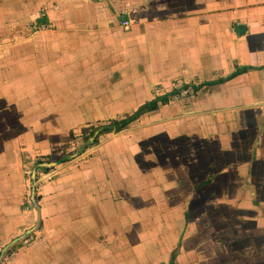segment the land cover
<instances>
[{
  "label": "crops",
  "instance_id": "crops-1",
  "mask_svg": "<svg viewBox=\"0 0 264 264\" xmlns=\"http://www.w3.org/2000/svg\"><path fill=\"white\" fill-rule=\"evenodd\" d=\"M42 17L0 78L1 264H264V226L233 227L264 221V0H0V34Z\"/></svg>",
  "mask_w": 264,
  "mask_h": 264
},
{
  "label": "rangeland",
  "instance_id": "rangeland-1",
  "mask_svg": "<svg viewBox=\"0 0 264 264\" xmlns=\"http://www.w3.org/2000/svg\"><path fill=\"white\" fill-rule=\"evenodd\" d=\"M42 19H43V17H42ZM39 20H41V18H39ZM39 20H37L35 22L32 21L30 23H26L27 20L26 21L24 20V22H23L24 26H21V27H23V29H17L16 25H15L14 28H13V26H5L4 27V29H3L4 30V34H0V78H3L4 76H5V78H9V75H10L9 72H11V70H12V68L10 66H12V58L14 56H12V57L10 56L9 57V55H7V53H9L10 55H11V53H15V52H19L20 53V54H18L19 61H16V62L14 61V63L16 65L14 64L13 68L14 69L15 68L16 69H18V68L22 69V66L24 65L25 61L23 59H21V58L23 57V54L27 52V50H30V48H27L28 45H29V44L27 45V40H32V41L34 40L33 42H37L38 41V38H37L36 34L41 31V24H40V22H38ZM43 20H44V24L46 23V25H47L48 19L45 17ZM25 23H26V26H25ZM46 25H45V27H46ZM6 32L8 34L7 36L5 34ZM18 35H20V39H16ZM29 37H31L32 39H27ZM14 55H16V54H14ZM15 57H17V56H15ZM28 66H30V68L31 67L35 68L36 64H34V62H32V61H29V65ZM5 78H3V79H5ZM8 89L9 88H7L6 90L8 91ZM4 90L5 89L2 88L1 91L3 92ZM167 93H169V92H167ZM164 94H166V93H164ZM164 94H161V96L164 95ZM156 97L159 98V96H156ZM0 103H2V102H0ZM6 103H7V100L5 101V104ZM139 123H141V122L140 121L136 122L135 124H132V125L127 126V127H124L123 129L129 130L131 128H134V127L140 125ZM99 126L100 125H97L96 128H98ZM27 127H24L22 129V131H27L28 130ZM96 128H95V126H93V128L90 130V132H85L84 134H82L80 136L79 139H77V141H75L76 143H78L77 144L78 150L80 148V151H79L80 155H79L78 158H80L81 156L85 155L91 149L97 147L98 144L100 143L99 138H100V135H101L102 132L98 133V134H95ZM126 130H124V131H126ZM103 132H105V131H103ZM110 132H113V131H110ZM92 133H94V134L92 135ZM114 134H116V133H114ZM88 141H90V142L88 143ZM19 143L21 144L23 142L20 140ZM37 145H38L37 143L34 144V141H32L31 144H30V148L29 149H35L36 150V146ZM82 150H85V151L83 153H81ZM32 159H33L32 157H31V159L28 158V161H31V165H34V166L27 171V174L25 176L27 179H29V182L32 181L30 186L32 185V183H33V185L34 184L36 185L37 181L40 180L41 177L44 174L51 172V169L53 170V168L55 169V168H57L59 166H62V165L68 164V163H72L71 162L72 158H70V159L66 158L67 159L66 161H61V162H58V163H54L53 166L45 168V167L42 166V164H45V163H48V162H52V159L50 157H38L35 160V162ZM74 160L76 161V159H74ZM33 170H36L35 171L36 172V181H33V179H32L33 172H34ZM48 176H47V179H48ZM28 201L29 202L27 203V206H28L29 209L32 210V207H33L32 203H31L30 199ZM82 203H83V205H81L82 210L85 211V205L87 204V202L85 200H83ZM37 205L38 206L40 205L39 202H37ZM249 211H250V208H248V210L246 211L247 212V214H245L246 216H250ZM252 211L255 212L256 210L252 209ZM26 220H30L29 216H27ZM247 222H248V220L242 222L241 225L234 224L233 227H234V229L238 230L239 232L242 231L245 228H251L252 231H259L260 228L263 229L264 221H262V220L259 221L255 225V227H253L254 224L252 225V227H250L247 224ZM4 238H6V237H4ZM259 239H261V237H259ZM6 240H9V239L6 238ZM12 240H14V239H12ZM12 240L8 242V243H10V245L13 242ZM2 242H4V241H2ZM12 249H13V247H11L9 249V251L12 250ZM0 254H1V251H0Z\"/></svg>",
  "mask_w": 264,
  "mask_h": 264
},
{
  "label": "trees",
  "instance_id": "trees-1",
  "mask_svg": "<svg viewBox=\"0 0 264 264\" xmlns=\"http://www.w3.org/2000/svg\"><path fill=\"white\" fill-rule=\"evenodd\" d=\"M38 22H40L41 25L44 24L43 19L39 20ZM244 32H245V30L242 31V33H244ZM244 70H246V69L237 70L235 73H233L232 75L228 76L226 79H221L220 81H216L215 83H224L225 81H228L230 79H233L237 75L243 73ZM201 86L202 85L194 86V90L197 91ZM188 88H189L188 85H184L183 86V89L184 90H187ZM171 94H174V93L172 92V93H168L166 95H163V96L157 98V101L160 102L163 105H167L170 102V96H171ZM145 107H146V105L140 107L131 117H129L127 119H124V120H121V121L113 120V121H110V123L107 124V125H101V126H99L98 128H96L95 134L101 133L103 131H108V130L109 131H113L114 133H119L120 131H122V129L124 127L128 126L129 124H131L135 120H137L139 118V116L142 114V112L144 111ZM93 134L94 133H92V135ZM89 142L90 141H88V143ZM84 151L85 150H82L81 153H83ZM79 155H80V153L71 156V158H75V157H77Z\"/></svg>",
  "mask_w": 264,
  "mask_h": 264
},
{
  "label": "flooded vegetation",
  "instance_id": "flooded-vegetation-1",
  "mask_svg": "<svg viewBox=\"0 0 264 264\" xmlns=\"http://www.w3.org/2000/svg\"><path fill=\"white\" fill-rule=\"evenodd\" d=\"M39 20V19H38ZM142 107V106H141ZM140 108V107H139ZM139 108H137L134 112H133V114L139 109ZM147 109V107H145V109H144V111ZM143 111V112H144ZM143 112H142V114H143ZM133 114H131L130 116H128V117H126V118H124V119H127V118H129V117H131ZM142 114L139 116V118L137 119V120H135L133 123H131V124H129L128 126H130V125H132V124H135L136 122H139L140 121V118H141V116H142ZM124 119H121V120H124ZM113 120H116V119H113ZM113 120H111V121H113ZM121 120H118V121H121ZM106 125V124H105ZM101 126V125H100ZM127 127V126H126ZM124 130H126V129H122V131H124ZM122 131H120L119 133H121ZM29 183H31V181L29 182ZM250 208V207H249ZM246 209V208H245ZM243 211V210H242ZM5 248H6V246H4ZM4 247H2V249H1V251L3 250V248Z\"/></svg>",
  "mask_w": 264,
  "mask_h": 264
},
{
  "label": "water",
  "instance_id": "water-1",
  "mask_svg": "<svg viewBox=\"0 0 264 264\" xmlns=\"http://www.w3.org/2000/svg\"><path fill=\"white\" fill-rule=\"evenodd\" d=\"M54 164H52V165H50V164H42V166L43 167H45V168H48V167H50V166H53ZM34 172H33V177H32V179H33V181H36V170H33ZM32 182V181H31ZM33 184V183H32ZM33 194V193H32ZM9 248V245L5 248H3V250L1 251V252H4V250H7Z\"/></svg>",
  "mask_w": 264,
  "mask_h": 264
},
{
  "label": "bare ground",
  "instance_id": "bare-ground-1",
  "mask_svg": "<svg viewBox=\"0 0 264 264\" xmlns=\"http://www.w3.org/2000/svg\"><path fill=\"white\" fill-rule=\"evenodd\" d=\"M8 55L10 56V54L8 53ZM33 226V225H32ZM23 238L19 239V240H15V244H19L21 242ZM8 250H4V252H2V257H4V255L7 253ZM2 259V258H1ZM1 260H0V264H1Z\"/></svg>",
  "mask_w": 264,
  "mask_h": 264
},
{
  "label": "built area",
  "instance_id": "built-area-1",
  "mask_svg": "<svg viewBox=\"0 0 264 264\" xmlns=\"http://www.w3.org/2000/svg\"><path fill=\"white\" fill-rule=\"evenodd\" d=\"M124 25L127 26V25H129V24H128V22H124Z\"/></svg>",
  "mask_w": 264,
  "mask_h": 264
}]
</instances>
